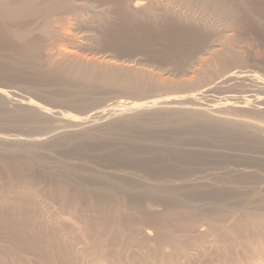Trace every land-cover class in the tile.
<instances>
[{
  "label": "bare ground",
  "instance_id": "6f19581e",
  "mask_svg": "<svg viewBox=\"0 0 264 264\" xmlns=\"http://www.w3.org/2000/svg\"><path fill=\"white\" fill-rule=\"evenodd\" d=\"M256 33L264 0H0V264H264Z\"/></svg>",
  "mask_w": 264,
  "mask_h": 264
},
{
  "label": "rangeland",
  "instance_id": "374dc122",
  "mask_svg": "<svg viewBox=\"0 0 264 264\" xmlns=\"http://www.w3.org/2000/svg\"><path fill=\"white\" fill-rule=\"evenodd\" d=\"M134 26H135V27H134ZM133 27H134V29L137 27V28H136V29H137L136 32H138V33H137V34H138V37H137V38H136V37H134V39H133V38H130V40L133 39V42H134V40H135V42H136L137 39H139V40H137V41H141V40L143 39V37L145 38L146 35H149V33H148L149 31H148V30H147V31L144 30V27H143V29H142V27H141L140 25H133ZM138 27H139V28H138ZM141 29H142V30H141ZM262 35H263V36H262ZM262 35L259 34V33H258V35H257V33H256V34H255L256 37L253 36L254 38H253V37L251 38V39H252V42H247L248 40L251 41L250 39H248L246 42H244L245 44L247 43L245 46H247L248 43H249L250 45H252V43H253L252 47L250 46L251 49L253 48V50H252L253 52H252L250 49H248V46L246 47V48H247V49H246V53H247L248 51H249L248 53H250V54L247 53V54H248V55H247V60H249V61L247 62V65H248L249 67H248L246 64H244L243 66H241V67H239V68H236V69L239 70L240 68H243V67L245 66V67H244L245 69H240V70H247V69H248V70H252V71H258V72L260 71V72H259L260 74H262V73L264 74V70H263V69H264V54H263V53H264V47H263V46H264V40H263V38H264V34H262ZM140 37H141L142 39H141ZM259 37L262 38V39H260ZM135 38H136V39H135ZM257 38H258V39H257ZM259 39H260V40H259ZM255 40H256V41H255ZM257 40H258V42H257ZM122 41H123V39H122ZM122 41H121V42H122ZM133 42H132L131 45H133ZM255 42H256L257 44H256ZM130 43H131V42H130ZM137 43H138V42H137ZM160 44H162V43H159V42H158V44H154L153 49H151L150 51H147L149 54H151L150 56H149V54H148L147 52H143V53H142V51H141V52L138 51V49H137L136 47H135V49H134V47H133L134 50L132 49V53L130 52V53H128V54H126V53L123 54V52L121 53V51L119 52L118 50H114V48H113V50H114L113 52H111L112 49H106V50H108V51H106V52H109L110 54H113V55H115V56H119V55H120L121 57L119 56V57H120V58H118L119 60H120V59L122 60L123 57H124V55H126V56L124 57L123 61H126V60L130 61V60L133 59L134 57H135V58L133 59V61H134V60L137 61V60L143 59V60H145L146 62L144 61V62L142 63L143 60L141 61V65H140V66H141L142 68L145 67L144 69H146V70L149 69V71H151V72L154 70L153 72H156V71H157V73H159V74H163V73H165V70H167L166 67H167L168 65L165 67L166 63H164V62H163L164 60H162V59H161L162 61H161L160 59H159V60H158V59H154V57L156 56L157 53H159V51H160V53L162 52L161 50L164 51L163 46H165V45L162 44V45H163V46H162V45H160ZM185 44H186V43H185ZM258 44H259V45H258ZM158 45H160V46H158ZM255 45L258 47V49H257V48L255 49V47H256ZM47 46L49 47V44H47ZM47 46H46V47H47ZM59 46H60L61 48H64V47H62V46H67V44H66V45H64V44H60V45L55 44L54 47H53V46H50V47H51V49H54L55 47H56V48H55L53 51H52L51 49H49L48 51H49V52L52 51V53H53V52H56V50L58 49ZM161 46H162V47H161ZM253 46H254V47H253ZM259 46H260V47H259ZM159 47H160V48H159ZM260 48H261V49H260ZM47 49H48V48H47ZM136 49H137V50H136ZM159 49H161V50H159ZM109 50H111V51H109ZM157 50H158V51H157ZM247 50H248V51H247ZM255 50H258V51H255ZM115 51H116L118 54L121 53L123 56H122L121 54L116 55L117 53H116ZM135 51H136L137 54L135 53ZM250 51H251L253 54H252ZM98 52H100V51H96V54H98V55H96V56H97V58H101L102 55H104V53H102V52L98 53ZM104 52H105V50H104ZM114 52H115L116 54H115ZM150 52H151V53H150ZM153 52L156 53V54H154ZM134 53H135V54H134ZM144 53H147V54H144ZM152 53H153L155 56L152 55ZM138 54H139V55L141 54L140 56H141L142 58H140V56L138 57ZM142 54H144V55H142ZM256 54H257V55H256ZM259 54H260V55H259ZM84 55H88V53H85ZM100 55H101V56H100ZM129 55H130V56H129ZM132 55H133V56H132ZM127 56H129V57H127ZM131 56H132V57H131ZM145 56H146V57L149 56V57H148V58H144ZM151 56H152V57H151ZM153 56H154V57H153ZM249 56H250V57H249ZM255 56H256L257 58H256ZM260 56H262L263 58L260 57ZM137 57H138V58H137ZM136 58H137V59H136ZM150 58H151V59L153 58V59H152V62H151L152 64L150 63V61H148V60H150ZM261 58H262V59H261ZM4 59H5V58H4ZM4 59H3V60H4ZM6 59H7V57H6ZM6 59H5L4 61H7L9 58H8L7 60H6ZM147 59H148V60H147ZM252 59H253L254 61H252ZM255 59H256V60H255ZM258 59H259V60H258ZM153 60H158V62H157V61H154V62H153ZM131 61H132V60H131ZM250 61L254 62V64H253L252 62H250ZM0 62H3V61H0ZM155 62H156V63H155ZM159 62H160L161 64H160ZM255 62H257V63H255ZM260 62H261V63H260ZM149 63H150V64H149ZM153 63H155L156 66H155ZM158 63H159V64H158ZM162 63H163L164 65H163ZM249 63H250V64H249ZM146 64H149L148 66H149L150 68H149ZM257 64H258L260 67H257V66H258ZM260 64H261L263 67H262ZM151 65H153L154 67H152ZM158 65H159V66H158ZM250 65H251V66H250ZM138 66H139V65H138ZM160 66H161V67H162V66L165 67V70H163L164 68L161 69ZM172 66H173V65H172ZM172 66L169 65V66H168V69H170V68H171V69L174 68V67H172ZM169 67H170V68H169ZM252 67H253V68H252ZM254 67H255V68H254ZM261 67H262V68H261ZM153 68H154V69H153ZM260 68H261V69H260ZM150 69H151V70H150ZM157 69H159V70H157ZM160 69L163 70L162 73H161V70H160ZM253 69H255V70H253ZM257 69H258V70H257ZM259 69H260V70H259ZM261 70H262V71H261ZM263 74H262V75H263ZM0 76H2V80H3V81L0 80V81H1L0 84H1L2 86H3V85H4V86L8 85V89H9V90H13V91L17 90L16 92L21 93V95H24V96H26V97H29V96L32 97V96H33V95H32V92H33L32 90L30 91V90H26V89L23 88V87H24L23 85H24L25 83L22 84L21 82H19V81H21V80L18 79V80L16 81V82H18V83H15V81H14V82H13V81H12V82L10 81V80H12V79H10L11 77H9V76H7L8 79H6V80H4V79L6 78V76L4 77V76L1 75V74H0ZM171 76H172V75H171ZM177 76H178V75H176V73H175L171 78L173 79V77L175 78V77H177ZM3 77H4V78H3ZM12 78H14V77H12ZM0 79H1V78H0ZM14 79H15V78H14ZM16 79H17V78H16ZM7 80H8V81H7ZM4 81H6L7 84L4 83ZM9 81H10V82H9ZM8 83H9V84H8ZM19 83H20V84H19ZM5 84H6V85H5ZM15 84H16V85H15ZM30 84H31V86H32L33 84L35 85V82H34V83H33V82L29 83V86H30ZM1 85H0V86H1ZM9 85H10V87H9ZM11 85H13V86H11ZM27 85H28V84H27ZM34 85L32 86L33 88L35 87ZM4 86H3V87H4ZM16 86H18V88H17ZM6 87H7V86H6ZM6 87H5V88H6ZM15 87H16V88H15ZM22 88H23L24 90H23ZM19 90H20V91H19ZM22 90H23V91H22ZM25 90H26V91H25ZM28 91H29L30 93H28ZM100 92H101V93H100ZM25 93H26V95H25ZM44 93H45V94H44ZM48 93H49V94H48ZM48 93H47V92H43V94L46 95V97H47V96L49 97V98L47 97V98H48L47 100H46V98L44 97L45 102H47V103H44L45 105L47 104L46 106H49V107H56L55 105L58 104V105H57L58 107H56V108H58V109H60V110H62V109L64 110V109H65V111H68V112H72V111H73L72 113H75V112H74V108H73L74 106H72V105H67V106L65 107L66 104L63 103L62 101L60 102V100H58V99H57V96H55L54 94H53V95L51 94V96L56 97L57 100H56V99H53L52 101H50V99H52L53 97L51 98V96H49V95H50V92H48ZM99 93H100V95H101V94L103 95L105 92L103 93V91H99ZM111 93H112V92H111ZM107 94H109V93H107ZM157 94L160 95L161 93H157ZM157 94H153V95H154V96L156 95V97H157V96H158ZM97 95H99V94H97ZM115 95H116V96H115ZM117 95H118V93H117V94H116V93H114V94L112 93V94H110V96L107 95V96L105 97V98H106L105 101H102V98H101V100L98 101V102L101 103V104H99V106L101 107L102 104H103L102 107H107V108H109V106H111V104L114 105V104H116V102H117V104H119L120 102H125V101H127V99H128V97L125 96V95H123V94H122L123 97H122V95H121V97H120V93H119V95H118L119 97H118ZM162 95H163V94H162ZM214 95H217L219 98H218L217 96H213V98L210 97L209 99H207V100H210V99H211V101H213V104H214L215 102H219L220 97H221V98L223 97V95H221V96L218 95V94H214ZM108 96H109V97H108ZM111 96H112L113 98H112ZM114 96H115V98H114ZM107 97H108V98H107ZM105 98H104V99H105ZM111 98H112L113 100H112ZM116 98H117V99H116ZM120 98H121V99H120ZM123 98H124V99H123ZM104 99H103V100H104ZM213 99H214V100H213ZM217 99H218V101H216ZM54 100H56V103H54V102H55ZM111 100H112V101H111ZM122 100H123V101H122ZM129 100H130V99H129ZM132 100H133V99H132ZM53 101H54V102H53ZM114 101H115V102H114ZM130 101H131V100H130ZM42 102H44V100H42ZM50 102H51L52 104H51ZM57 102H60V103H57ZM102 102H105V103L107 102V103L105 104L106 106H105L104 103H102ZM207 102H209V101H207ZM53 103H54L55 105H54ZM62 103H63V104H62ZM49 104H50L51 106H50ZM117 104H116V105H117ZM207 104H208V103H207ZM209 104H212V102H209ZM60 105L63 106V108H62ZM93 106H94V107H90L91 109L89 108L90 110L88 109L87 111H91V113H94V112H95V109H96L97 106H98V104L93 105ZM59 107H60V108H59ZM69 107H70V109H71V108H72V109L70 110ZM92 108H93V109H92ZM67 109H68V110H67ZM92 110H93L94 112H92ZM75 111H76V109H75ZM5 130H6V129H5ZM5 130H3V131H5ZM9 130H10V131H9ZM9 130L7 129L4 133H7V132H8L7 134H10V135H11V134H13V135H19V134H17V133H18L17 131H19V133H21L20 136H22V133H23V132H20L21 130H19V129L16 130L17 133L15 132L14 129H11V128H10ZM13 132H14L15 134H14ZM24 134L26 135V133H24ZM24 134H23V135H24ZM192 151H197V150H193V149H192ZM177 153H178V152H176V154H177ZM184 154H185V153H184ZM180 155H183V153L180 154ZM176 156H178V155H176ZM175 159H178V157H175ZM234 162H236V164H238L237 161H232V164H233V165H234ZM210 196H211V195H210Z\"/></svg>",
  "mask_w": 264,
  "mask_h": 264
}]
</instances>
